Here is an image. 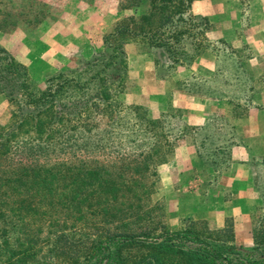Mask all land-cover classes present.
I'll use <instances>...</instances> for the list:
<instances>
[{"label": "rangeland", "instance_id": "obj_1", "mask_svg": "<svg viewBox=\"0 0 264 264\" xmlns=\"http://www.w3.org/2000/svg\"><path fill=\"white\" fill-rule=\"evenodd\" d=\"M147 8L145 0H0V47L28 68L32 88L43 91L49 78L83 68L84 61L99 55H108L104 37L121 22L146 13ZM191 12L209 18V39L225 41L231 47L228 51H234L230 55L243 65L259 52L264 53V0H200L193 4ZM213 46L209 45V49ZM124 52L127 76L117 100L125 106H141L148 117L160 121L163 141L172 144V152L162 148V159L156 165L133 169L130 163L139 153L135 141L144 137L147 142L154 141L150 134L134 132L133 113L123 109L117 112L118 129L111 142L106 139L105 149L98 148L100 144L95 147L101 137L99 132L76 131L66 135L71 136L69 143L75 144L61 152L57 151L59 146L53 149L58 140L55 135L48 151L20 150L1 157L0 214L6 223H0V230L4 228L7 233L4 237L0 231V250H15L19 243L27 245L31 241L39 252L37 259L47 261L44 264H73L74 257L78 259L76 264H81L90 241L107 232L176 231L189 221H205L211 228L230 224L235 246L250 250L252 231L262 214V199L251 189L247 193V185H251L244 179L246 173L226 169L230 166L229 156L220 154L215 159L218 164H210L206 148L228 145L225 138L230 131L226 136L214 133L206 143L202 136L208 115L224 119L234 130V124L243 118H234L233 102L216 100L213 93L207 97L187 92L180 85L192 78L191 89L197 90L198 83L204 91L212 89L206 78L213 75L215 68L223 71L220 79L230 76L231 56L225 58L227 51L222 57L208 51L188 67L167 66L165 53L141 42L126 43ZM255 99L254 104L263 103ZM13 110L0 95V127L9 124ZM81 118V123L89 122L86 115ZM105 125L103 120L98 129L104 131ZM187 127L202 130L193 132ZM80 143H85L84 149L76 150ZM197 150L205 154L204 159H199ZM62 164L66 169H57ZM79 164L84 169H77ZM97 166L104 169H93ZM24 174L22 181L29 183L14 185L15 191L17 186L22 195L33 197H27L29 210H23L16 220L10 208L5 207H14L9 199L14 186L4 179ZM38 179H45L46 189L36 188ZM2 215L0 220L4 219ZM61 236H67L69 243L79 240L80 245L82 241L84 244L63 246L62 240L51 251ZM140 253L132 250L123 264H133Z\"/></svg>", "mask_w": 264, "mask_h": 264}, {"label": "trees", "instance_id": "obj_2", "mask_svg": "<svg viewBox=\"0 0 264 264\" xmlns=\"http://www.w3.org/2000/svg\"><path fill=\"white\" fill-rule=\"evenodd\" d=\"M145 1L148 3L146 13L139 17L128 18L127 21L118 24L112 33L104 37L105 47L109 50L108 55H99L90 61H84L83 68L78 67L49 78L43 91L32 88L28 68L0 47V95L5 97L7 103L14 108L9 124L0 127V158L12 153L17 154L20 150L22 153L31 152L33 149H38V152L48 151L55 135L58 136V140L54 143L53 149L59 146L57 151L61 152L64 148L69 149L75 144H70L71 136L66 138V135L69 136L76 131L93 134L99 132L102 138L99 137L95 147L97 148L100 144L98 148L103 146L105 149V146H108L106 141L109 139L108 142H111L113 132L118 129L117 112L123 109L133 113L131 117L133 120L135 118L132 124L135 127L134 132L150 134L154 141L153 143L147 142L145 137L135 141V148L139 153L130 163L133 169H148L156 165L157 160L162 159L160 157L162 148L172 152V144L165 139L163 141L160 133L163 128L160 121L148 117L146 110L141 106H125L117 100L118 94L124 89L127 76L124 45L135 41L161 51L167 56L169 61L167 66L186 65L189 67L208 51L217 57H222L223 52L227 51L225 58L228 59L234 51L232 49L228 51L231 47L222 39L214 41L209 39L208 34L212 31L211 21L207 17L191 12L193 4L200 0ZM213 44H217L218 47ZM209 45L213 46L212 50L209 49ZM229 58L232 68L231 75H224L220 79L219 76H222L223 71L215 68L213 75L206 78L210 83L209 87L212 86L210 91L200 89L199 83L197 90L191 89L194 85L192 78L182 81L180 85L187 92L203 93L207 97L213 93L216 100L233 102L234 118L244 119L249 110L255 106L254 98L264 92V75L251 76L236 57ZM199 79L202 78L199 77ZM85 115L89 122L81 123V116ZM207 117L202 127L204 142L209 141L214 133L226 136V132L230 131L225 138L228 145L219 148L209 147L211 150L207 148L205 150L206 155L209 153L211 156L210 164L217 165L216 157L220 154L229 156V146L233 144L235 130L222 118L210 115ZM103 120H106V128L101 131L98 126ZM199 128L187 127L193 132L202 130ZM84 144H78L75 149L83 150ZM144 150L147 151L144 152ZM196 153L199 159H204L205 154L199 150ZM254 167L257 170L255 184L262 199L260 208L262 214L252 231L250 250L235 246V233L230 224L220 228H211L205 221H189L182 229L176 231L166 229L155 233L156 231L152 229H140V231L129 230L127 233L107 232L98 239L88 240L90 245L84 253L81 264H123L125 257L132 250L141 252L133 264H264V160L256 162ZM57 169H66L65 164ZM77 169L84 168L79 164ZM93 169L104 168L97 166ZM25 175L4 180L11 182L13 186H24L28 182L22 181ZM92 180L97 182L96 178ZM44 182L45 179L36 180V188L46 189ZM13 186L10 188L12 189ZM20 192L17 186L15 191L14 186L9 198L10 205L14 207L4 204L5 207L10 208L9 211L16 220L22 215L23 210H29L26 208L27 197H33L32 195L27 196L28 194L22 195ZM39 196L44 197L41 194ZM14 197L15 200H13ZM17 205H19L18 208H16ZM2 216L4 218V215ZM0 223L5 225L6 219L0 220ZM0 231L5 237L7 230L1 228ZM62 240H64L63 246L69 243L67 236H61L52 244L51 251ZM80 243L79 240L71 241L69 245L79 246ZM82 244H84L83 241ZM16 248L15 250H0L1 264H31L32 262L36 264L43 262L40 264H44L47 262L43 258L37 259L39 252L35 250L31 241L27 245L19 243ZM71 253L76 254L74 250ZM52 260L54 259L51 258ZM77 261L78 259L74 257L73 264Z\"/></svg>", "mask_w": 264, "mask_h": 264}, {"label": "crops", "instance_id": "obj_3", "mask_svg": "<svg viewBox=\"0 0 264 264\" xmlns=\"http://www.w3.org/2000/svg\"><path fill=\"white\" fill-rule=\"evenodd\" d=\"M255 63L253 65L252 63ZM254 77H260L264 73V53L259 52L256 56L247 60L244 65ZM258 101H262L261 105L254 104L246 118L240 123L234 124L235 134L233 144L229 146V165L226 169H241L243 174L247 176L244 179L250 181L248 192L251 189L252 194L257 193L255 184V169L256 162L264 160V92L256 96ZM257 101V102H258ZM242 177V175H239ZM238 175H235V178ZM240 181H243L240 179ZM250 197V196H248Z\"/></svg>", "mask_w": 264, "mask_h": 264}]
</instances>
